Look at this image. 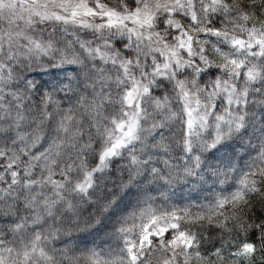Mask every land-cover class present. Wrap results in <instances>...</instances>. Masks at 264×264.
Wrapping results in <instances>:
<instances>
[{"label": "snow or ice", "instance_id": "obj_1", "mask_svg": "<svg viewBox=\"0 0 264 264\" xmlns=\"http://www.w3.org/2000/svg\"><path fill=\"white\" fill-rule=\"evenodd\" d=\"M0 264H264V0H0Z\"/></svg>", "mask_w": 264, "mask_h": 264}, {"label": "trees", "instance_id": "obj_2", "mask_svg": "<svg viewBox=\"0 0 264 264\" xmlns=\"http://www.w3.org/2000/svg\"><path fill=\"white\" fill-rule=\"evenodd\" d=\"M81 238H83V237H81ZM89 239H91V237H89ZM97 242H99V241H97Z\"/></svg>", "mask_w": 264, "mask_h": 264}]
</instances>
